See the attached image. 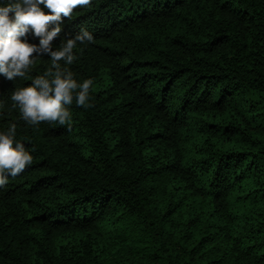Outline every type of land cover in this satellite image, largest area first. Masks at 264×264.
<instances>
[{
	"label": "trees",
	"instance_id": "1",
	"mask_svg": "<svg viewBox=\"0 0 264 264\" xmlns=\"http://www.w3.org/2000/svg\"><path fill=\"white\" fill-rule=\"evenodd\" d=\"M59 26L53 51L93 36L60 61L90 106L31 125L11 95L50 56L0 74L32 156L0 186V264H264V0H92Z\"/></svg>",
	"mask_w": 264,
	"mask_h": 264
},
{
	"label": "clouds",
	"instance_id": "2",
	"mask_svg": "<svg viewBox=\"0 0 264 264\" xmlns=\"http://www.w3.org/2000/svg\"><path fill=\"white\" fill-rule=\"evenodd\" d=\"M91 3L92 0H8L6 6H0V74L8 80L23 78L36 57L50 56V67L44 74L34 77L29 86L19 88L11 95L13 107H19L29 124L58 122L70 127L71 114L65 105L72 103L74 95L78 106H90L88 100L93 80L78 83L72 71L60 61L65 65L73 64L76 59L73 49L77 42H91L93 36L82 28L55 51L51 42L61 31L62 17L71 18L76 8L88 7ZM39 5H44L50 14ZM50 24L56 26L49 30ZM29 31L39 38V45L21 39ZM15 133V124L7 133H0V186L6 185L8 176L16 177L32 163V156L24 144L14 142Z\"/></svg>",
	"mask_w": 264,
	"mask_h": 264
}]
</instances>
